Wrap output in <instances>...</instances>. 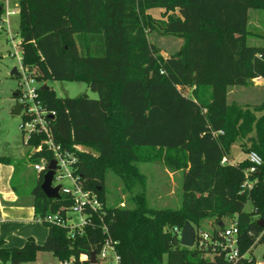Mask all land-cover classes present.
<instances>
[{"label": "trees", "instance_id": "1", "mask_svg": "<svg viewBox=\"0 0 264 264\" xmlns=\"http://www.w3.org/2000/svg\"><path fill=\"white\" fill-rule=\"evenodd\" d=\"M152 8L162 10L160 18L148 13ZM249 9L264 10V0H18L23 67L40 85L83 81L97 94L57 97L47 85L38 88L54 111V141L74 155L73 175L96 194L103 212L91 213L72 232L44 223L42 244L28 237L20 247H5L0 238V262L22 264L48 251L60 262L99 264L91 254L104 242V222L120 264H220L222 252L206 258L211 246H182L179 231L185 221L198 229L209 220L217 229L235 220L239 253L246 254L241 264H255L247 253L264 239V86L259 104L227 100L229 88L264 78V46L246 40ZM152 32L178 37L181 44L163 56L148 39ZM39 138L32 135L26 145ZM235 142L263 160L248 176L256 179L250 189L242 186L247 159L229 156ZM41 157L48 164L52 153L29 156L34 163ZM0 162L12 164L8 156L0 155ZM139 162L182 170L178 208L148 205ZM45 171L36 172L28 190L35 218L72 204L70 194L45 196ZM107 172L122 183L128 206L106 204ZM12 187L19 190L13 178ZM248 201L251 211L244 210Z\"/></svg>", "mask_w": 264, "mask_h": 264}, {"label": "rangeland", "instance_id": "2", "mask_svg": "<svg viewBox=\"0 0 264 264\" xmlns=\"http://www.w3.org/2000/svg\"><path fill=\"white\" fill-rule=\"evenodd\" d=\"M2 3V16L5 8L14 10L15 13L4 16V22L0 25V155L8 156L15 167L13 181L19 190L31 188L34 184L36 171L33 169L34 161L29 158L32 146L24 143L25 135L21 131L20 124L23 122L19 115L12 114L14 101L17 94L25 89V84L19 75L11 73L13 68L19 71L20 49L18 47V0H0ZM161 9L152 8L148 13L153 17L160 18ZM246 36L248 44L264 46V10L249 9ZM150 42L155 44L162 54L170 55L174 53L179 45L180 38L174 36H162L155 32L148 34ZM52 88L57 97H76L85 93L89 98H96L97 94L92 91L83 81L69 80H48L45 83ZM186 93V91H183ZM262 99V85L258 82L250 81L246 86L232 88L229 91L228 102L236 101L240 104H259ZM229 156L234 162H241L246 158V153L235 142L230 147ZM138 168L146 176L145 193L149 206L156 208H178L181 204V180L182 171H176L173 178L168 177V169L160 162H139ZM54 184L72 189V181L69 177H60ZM122 183L111 172H107L105 178L106 204L115 205L123 203L128 206V195L123 191ZM139 188H135L138 190ZM244 210L251 211V203L245 204ZM78 215H73L72 220L78 221ZM200 228L206 232H211L213 226L209 220H204ZM255 263L264 262V239L258 242L247 253ZM206 258L211 257V253L205 254ZM7 264V263H5ZM10 264V263H8ZM22 264H64L48 251H41L33 261ZM66 264H72L66 262ZM264 264V263H263Z\"/></svg>", "mask_w": 264, "mask_h": 264}, {"label": "built area", "instance_id": "3", "mask_svg": "<svg viewBox=\"0 0 264 264\" xmlns=\"http://www.w3.org/2000/svg\"><path fill=\"white\" fill-rule=\"evenodd\" d=\"M14 13V10H7V8H5L4 15L0 18V25L4 22V16L7 18ZM18 61L20 62L18 75L25 84V89L15 94V96H17L16 100L21 104L19 116L23 121L20 124L21 131L25 135L23 141L26 144L27 140L32 135H38L40 136L39 143L32 146V152L44 149L52 153L51 160L55 161L52 185H56L54 184L55 180L64 176L69 177L72 181V189L59 185V194L65 193L72 196L71 206L61 209L62 211L47 213L36 219L43 224H56L67 227L70 232L80 230L88 223V216L91 213H98L100 214L99 217H101V212H103L102 203L95 193L84 190L78 177L73 175L72 164L76 159L72 153L68 152L54 141L50 129V120L54 117V111L47 109L38 95V88L43 84L40 85L28 69L23 67L21 55L18 57ZM252 81L258 82V84L260 83V85L264 86V78L262 77L252 78ZM246 159L249 163V167L245 173V180L242 186L246 189H250L256 182V179H250L248 176L250 173L258 170L263 160L254 151H249L246 155ZM221 161L224 162L225 157H223ZM46 164L45 158L41 157L33 164V169L36 172H40L46 168ZM120 205L122 206L123 203H120ZM73 215H78V221L74 222L72 220ZM101 230L105 234V238L99 252L93 255L94 262H98L99 264H120V257L114 248L115 241L108 235L107 226L104 222H101ZM194 245H197L200 249H206L210 245L211 256L215 252H218V250L222 252L223 262L220 264H241L246 256V254L239 253L238 228L235 220L228 221L220 228H213L211 232H206L201 228L195 229L193 246ZM80 258L86 259L87 255H80ZM66 262L70 261H64L62 263L66 264ZM263 263L264 262H259L258 264Z\"/></svg>", "mask_w": 264, "mask_h": 264}, {"label": "crops", "instance_id": "4", "mask_svg": "<svg viewBox=\"0 0 264 264\" xmlns=\"http://www.w3.org/2000/svg\"><path fill=\"white\" fill-rule=\"evenodd\" d=\"M232 88L235 87L229 88L228 93ZM176 171L182 170H168V177L172 179ZM13 172L12 164L0 162V238L3 239V246L20 247L28 237L42 244L48 228L34 217L33 198L28 188L17 191L12 187Z\"/></svg>", "mask_w": 264, "mask_h": 264}, {"label": "water", "instance_id": "5", "mask_svg": "<svg viewBox=\"0 0 264 264\" xmlns=\"http://www.w3.org/2000/svg\"><path fill=\"white\" fill-rule=\"evenodd\" d=\"M12 74L18 75V72L15 68L11 70ZM46 87V84H43L40 88L43 89ZM21 109V104L15 100L14 105L12 108V114L19 115ZM55 169V161L50 160L49 163L46 166V171L43 173L42 181L40 183V189L48 198H59V188L60 186L58 184L52 185V178L54 174ZM195 236V229L194 226L188 222L185 221L182 228L179 231V243L182 246L185 247H192L193 241ZM91 262H94L93 254H91Z\"/></svg>", "mask_w": 264, "mask_h": 264}]
</instances>
